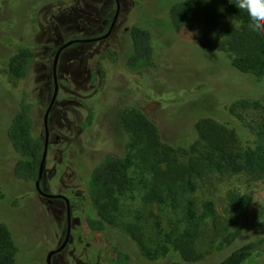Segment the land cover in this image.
Segmentation results:
<instances>
[{"label": "rangeland", "instance_id": "374dc122", "mask_svg": "<svg viewBox=\"0 0 264 264\" xmlns=\"http://www.w3.org/2000/svg\"><path fill=\"white\" fill-rule=\"evenodd\" d=\"M184 0H121L118 22L105 39L76 42L59 60V90L49 114V144L41 185L44 191L65 194L71 204V231L66 247L53 255V264H106L117 249L127 251L136 264H218L235 249L251 243L252 254L242 264H264V176L247 173L211 175L199 180L194 192L159 202L149 196L154 187L151 156H144L125 127L126 111L139 110L156 126L163 142L180 156L191 151L198 135L196 122L214 117L235 131L242 145H252L246 127L252 110L240 100L264 105V81L235 70L228 54L192 42L175 27L171 7ZM116 11L115 0H0V223L14 242L15 264H47L50 250L67 234L63 199L50 202L35 181L13 173L18 158L7 136L22 97L33 102L35 132L45 139L44 115L55 84L53 60L57 49L74 38L107 32ZM149 29L154 64L137 73L122 65L131 49L130 27ZM32 49L36 62L23 78L14 77L9 57ZM92 121L87 125V110ZM135 158L132 185L118 195L114 221L105 230L87 225L97 215L87 184L94 167L106 154ZM250 194L246 215L236 217L230 193ZM199 213L212 200L216 213L197 225L196 248L201 257L184 261L174 240L186 228L187 202ZM132 228V229H130ZM141 233L144 246L134 237Z\"/></svg>", "mask_w": 264, "mask_h": 264}, {"label": "trees", "instance_id": "16d2710c", "mask_svg": "<svg viewBox=\"0 0 264 264\" xmlns=\"http://www.w3.org/2000/svg\"><path fill=\"white\" fill-rule=\"evenodd\" d=\"M176 29L192 42L208 49L228 54L230 65L242 73L264 81V33L257 34L248 28V17L229 0H184L171 7ZM131 49L122 58V65L131 72H143L154 64L152 34L149 29L134 24L130 27ZM36 62L32 49H21L8 60L10 73L16 78L26 77ZM243 106L256 116L246 119V127L254 135L252 145L245 147L235 131L214 117L200 118L195 128L198 138L186 156H180L163 142L156 126L139 110H129L123 123L133 134V143L144 156H151L149 168L155 185L149 196L159 202L171 199L179 204L180 197L194 192L200 179L211 175L247 173L264 176V105L260 101L240 100L232 111ZM33 102L25 94L9 126L7 136L18 154L13 167L14 175L25 181H36L44 151L45 139L35 132L32 113ZM85 124L92 121V110L86 108ZM135 158L131 154H106L94 167L87 184L88 198L97 215L86 219L91 230L101 231L114 221L118 208V195L133 182ZM229 205L236 217L246 215L252 203L250 194L230 193ZM199 213L194 200L185 208L186 228L174 240V251L184 261L194 262L201 255L196 248V231L205 217L216 213L212 200L203 203ZM132 229V228H130ZM134 237L144 246L141 233ZM252 244H245L227 255L218 264H242L252 254ZM14 242L9 229L0 223V264H15ZM106 264H136L127 251L117 249L106 259Z\"/></svg>", "mask_w": 264, "mask_h": 264}, {"label": "water", "instance_id": "95a60500", "mask_svg": "<svg viewBox=\"0 0 264 264\" xmlns=\"http://www.w3.org/2000/svg\"><path fill=\"white\" fill-rule=\"evenodd\" d=\"M117 2V9H116V13L114 15V18H113V21L110 25V28L109 30L101 35V36H97V37H91V38H75V39H70L68 41H66L58 50H57V53L55 55V58H54V63H53V70H54V82H55V89H54V93H53V96H52V99L47 107V110L45 112V115H44V124H45V130H46V134H45V145H44V151H43V155H42V160H41V163H40V167H39V175H38V178L36 179L35 181V186H36V189L37 191L43 195V196H46L48 197L50 200H52L53 198H64L66 200V203H67V236L64 240V242L57 248L53 249V250H50L48 255H47V264H53L52 262V257L54 254L62 251L68 241H69V237H70V231H71V206H70V200L68 199V197L64 194H59V193H50V192H46L44 191V189L42 188V185H41V180H42V177H43V172H44V167H45V161H46V157H47V152H48V144H49V114L53 108V105L56 101V98H57V95H58V90H59V83H58V75H57V65H58V61H59V57H60V54L62 52V50L66 47H68L69 45L73 44V43H76V42H91V41H97V40H101V39H105L107 38L113 31V28L117 22V19L119 17V13L121 11V3H120V0H116Z\"/></svg>", "mask_w": 264, "mask_h": 264}, {"label": "clouds", "instance_id": "9594fccd", "mask_svg": "<svg viewBox=\"0 0 264 264\" xmlns=\"http://www.w3.org/2000/svg\"><path fill=\"white\" fill-rule=\"evenodd\" d=\"M248 17V28L257 34L264 33V0H229Z\"/></svg>", "mask_w": 264, "mask_h": 264}, {"label": "flooded vegetation", "instance_id": "af4514ba", "mask_svg": "<svg viewBox=\"0 0 264 264\" xmlns=\"http://www.w3.org/2000/svg\"><path fill=\"white\" fill-rule=\"evenodd\" d=\"M115 2H116V0H115ZM120 3H121V0H120ZM116 9H117V2H116ZM120 12H121V11H120ZM115 13H116V11H115ZM114 15H115V14H114ZM119 15H120V13H119ZM113 18H114V17H113ZM118 19H119V17H118ZM118 19H117V22H118ZM112 21H113V20H112ZM117 22H116V24H117ZM111 23H112V22H111ZM116 24H115V26H116ZM110 25H111V24H110ZM115 26H114V28H115ZM109 28H110V26H109ZM109 28H108V30H109ZM114 28H113V30H114ZM108 30H107V31H108ZM112 32H113V31H112ZM104 34H105V33H104ZM102 35H103V34H102ZM110 35H111V34H110ZM110 35H109V36H110ZM100 36H101V35H100ZM109 36H108V37H109ZM95 37H96V36H95ZM74 39H75V38H74ZM101 40H102V39H101ZM64 43H65V42H64ZM64 43H63V44H64ZM63 44H62V45H63ZM62 45H61V46H62ZM61 46H60V47H61ZM60 47H59V48H60ZM59 48H58V49H59ZM58 49H57V50H58ZM64 49H65V48H64ZM64 49H63V50H64ZM63 50H62V52H63ZM62 52H61V54H62ZM56 53H57V51H56ZM56 53H55V55H56ZM61 54H60V56H61ZM54 58H55V56H54ZM59 60H60V57H59ZM53 63H54V60H53ZM58 65H59V61H58ZM58 65H57V75H58ZM53 74H54V70H53ZM53 79H54V75H53ZM58 83H59V80H58ZM54 84H55V82H54ZM59 194H63V193H59ZM64 195H65V194H64ZM45 197H46V196H45ZM46 198H47L50 202H52L54 199H57V198H53L52 200H50L48 197H46ZM59 198H60V199H63V200L65 201V203H66V200H65L64 198H61V197H59ZM68 199H69V198H68ZM70 206H71V204H70ZM66 207H67V203H66ZM66 236H67V234H66ZM64 240H65V239H64ZM63 242H64V241H63ZM68 242H69V241H68ZM67 244H68V243H67ZM52 258H53V257H52Z\"/></svg>", "mask_w": 264, "mask_h": 264}]
</instances>
